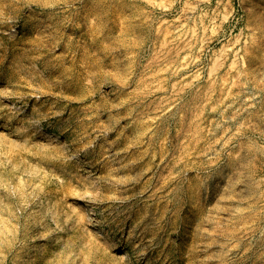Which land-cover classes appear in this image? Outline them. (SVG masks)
Returning a JSON list of instances; mask_svg holds the SVG:
<instances>
[{"label": "rangeland", "instance_id": "374dc122", "mask_svg": "<svg viewBox=\"0 0 264 264\" xmlns=\"http://www.w3.org/2000/svg\"><path fill=\"white\" fill-rule=\"evenodd\" d=\"M0 264H264V0H0Z\"/></svg>", "mask_w": 264, "mask_h": 264}]
</instances>
